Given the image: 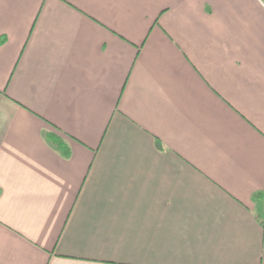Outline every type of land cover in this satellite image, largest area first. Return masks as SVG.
<instances>
[{
    "label": "crops",
    "instance_id": "crops-1",
    "mask_svg": "<svg viewBox=\"0 0 264 264\" xmlns=\"http://www.w3.org/2000/svg\"><path fill=\"white\" fill-rule=\"evenodd\" d=\"M0 264H264V0H0Z\"/></svg>",
    "mask_w": 264,
    "mask_h": 264
},
{
    "label": "trees",
    "instance_id": "trees-1",
    "mask_svg": "<svg viewBox=\"0 0 264 264\" xmlns=\"http://www.w3.org/2000/svg\"><path fill=\"white\" fill-rule=\"evenodd\" d=\"M47 138L57 147V149L66 157L70 156V150L68 146L56 136L47 134Z\"/></svg>",
    "mask_w": 264,
    "mask_h": 264
}]
</instances>
